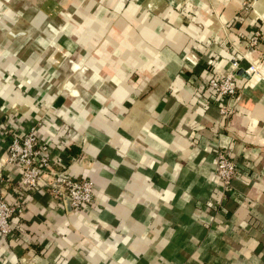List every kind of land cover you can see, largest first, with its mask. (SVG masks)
Wrapping results in <instances>:
<instances>
[{"label": "crops", "instance_id": "1", "mask_svg": "<svg viewBox=\"0 0 264 264\" xmlns=\"http://www.w3.org/2000/svg\"><path fill=\"white\" fill-rule=\"evenodd\" d=\"M35 1L0 0V187L23 208L0 264H264V80L238 70L223 125L206 86L257 26L264 68V0ZM32 127L56 160L42 185L95 184L84 210L14 190L1 160ZM220 147L237 163L229 192Z\"/></svg>", "mask_w": 264, "mask_h": 264}, {"label": "built area", "instance_id": "2", "mask_svg": "<svg viewBox=\"0 0 264 264\" xmlns=\"http://www.w3.org/2000/svg\"><path fill=\"white\" fill-rule=\"evenodd\" d=\"M255 1L242 0V10L245 12L252 11ZM261 37L262 30L257 26L248 37L246 52L243 54L235 53L230 56L228 72L221 78L212 77L206 81L207 88L212 90L219 100L218 115L222 125L236 112L230 102L238 93L237 71L242 70L248 82H251L255 75L258 81L264 80V68L251 59V54L258 48ZM35 130V127H32L24 136L13 135L1 160L2 168H15L18 174L14 188L18 196L24 189L36 190L40 187L44 180L45 171L52 169L56 164L49 145L38 139ZM214 160L217 180L222 185V189L229 192L237 173V163L231 158L227 150L221 147L216 151ZM0 183H3L1 175ZM41 187L54 201L67 200L75 212L82 211L90 205L95 194V184L90 179L73 177L62 172L53 174L50 181L43 183ZM22 213L23 208L20 199L17 198L14 203L7 202L0 187L1 239L8 240L11 238L15 218Z\"/></svg>", "mask_w": 264, "mask_h": 264}, {"label": "rangeland", "instance_id": "3", "mask_svg": "<svg viewBox=\"0 0 264 264\" xmlns=\"http://www.w3.org/2000/svg\"><path fill=\"white\" fill-rule=\"evenodd\" d=\"M27 3H30L29 1H34V0H25ZM41 0H37V1H35L36 2V4L38 3V2H40ZM2 2H4V4H5V0H2ZM29 9H24L23 11H24V16H30L31 14L29 13V11H28ZM22 11V12H23ZM26 12V13H25ZM40 44L42 45V43L40 42ZM16 57V56H15Z\"/></svg>", "mask_w": 264, "mask_h": 264}, {"label": "water", "instance_id": "4", "mask_svg": "<svg viewBox=\"0 0 264 264\" xmlns=\"http://www.w3.org/2000/svg\"><path fill=\"white\" fill-rule=\"evenodd\" d=\"M237 74H242V71H238ZM255 81H258V79L257 78H253L252 81L250 82V84L251 83L252 84L255 83ZM64 202L68 205V207H70L69 202L67 200H65Z\"/></svg>", "mask_w": 264, "mask_h": 264}]
</instances>
